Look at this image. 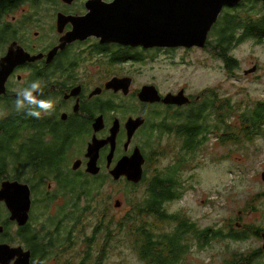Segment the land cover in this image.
<instances>
[{
    "label": "flooded vegetation",
    "instance_id": "flooded-vegetation-1",
    "mask_svg": "<svg viewBox=\"0 0 264 264\" xmlns=\"http://www.w3.org/2000/svg\"><path fill=\"white\" fill-rule=\"evenodd\" d=\"M114 1L116 0H0V106H3L8 113L0 118V152L19 155L22 159L23 156L42 154L45 151L43 148H47L51 153L57 154V157L59 153H62L60 158L62 162L59 168L69 172L70 175L80 173L78 176L84 175L81 177L82 179L100 178L102 183L111 180L130 185L135 183L128 181L125 176L115 180L111 172L120 161L129 159L136 150H139L145 160L143 179L135 184L139 185L144 179L146 181V169L151 164L153 150H156L159 138L162 139L164 134H167L176 142L180 138L185 139L179 132L184 118L180 119L178 114H185L193 108L202 106L207 91L200 93L193 101L191 100L193 95H186V88L163 93L160 87L146 84L142 85L141 89L144 86H154L162 98L168 95L183 94L188 96L189 103L180 106L165 104L162 101L157 103L142 102L138 97L141 90L139 91L138 88L132 90L134 78L124 73L126 72L125 66L127 62L137 64L148 59L142 56L144 54L173 53L176 50H204L206 45L203 48H145L143 46H127L117 42H102L101 38L96 35H85L87 31L78 32L79 23L92 16L93 7L96 5L104 7ZM245 1L232 9L224 7L218 18L219 22L225 12H228L227 15L230 16H236L239 12L243 18L252 16L249 8L243 5ZM259 4L261 8L264 7L263 2ZM263 9L261 10L264 12ZM263 14L260 12L257 16L253 15L259 18ZM78 21L80 22L78 23ZM239 31L242 33L241 35L238 34ZM243 35V29L234 32L232 40L235 42L232 43L230 49L227 48V54L230 57L234 58L231 55L232 48ZM247 39L250 38L245 37L242 41ZM216 47V51L220 54L219 58L226 65L222 56L221 49L223 47H219V41ZM149 58L154 59V57ZM35 79L46 82L41 98L51 97L56 101V111L50 117L35 119L12 110V100L15 96L13 89ZM127 79H130L131 84L126 93L123 83H126ZM213 95L215 94L207 96ZM128 96L130 99L133 97L138 101L136 109L131 108L132 110L129 112L126 109L129 107L127 106ZM173 115L177 118H172ZM130 119H143V123L135 129L131 137L126 128ZM164 120L167 124L170 122L172 129L162 134L158 129L159 124ZM115 124H117L118 131L114 141L115 148L112 151L111 130ZM150 137L152 142H150ZM79 140L83 142L84 147L80 154L74 155ZM37 141L43 143L44 146L37 148L32 145ZM54 141L55 143H53ZM94 141L93 147L98 149L99 146L96 161V167L99 168L97 175L87 173L88 163L91 161V157L88 156V148ZM5 161L7 162L5 172L4 174L0 172L1 185L6 181L16 182L28 185L31 192L34 191V186H47L48 191H51L52 184L59 187L58 182L39 180V177L36 178V174L32 173L31 178L41 183H35L31 179L28 181L23 178L24 174L29 173L28 167L21 168V163H14V158L6 157V155ZM77 161H80L81 164L77 170H74L73 166ZM1 163L0 161V168L3 165ZM81 168L84 170L80 171ZM104 171L108 172L105 177L101 174ZM78 182L85 181L78 180ZM0 205L4 208L3 213L0 208V227L2 228L0 245L22 248L24 252L29 251L31 264H44L50 258L57 264L59 256L62 254L58 253V249L51 250L47 256L42 251H34L33 235L35 234L31 232L33 228L29 227L34 214V200L32 199L29 220L25 226H19L16 221H11V213L5 204L0 203ZM57 217L60 218L59 211ZM235 226L240 227L242 231H238V228L235 227L232 231V238L227 239L244 241L250 234L256 233L254 235H257L262 243L258 248L251 250L253 252L250 251L237 258L247 259L249 256L254 258L261 256L259 259L262 260L264 258V228L242 225L240 219ZM68 228L65 229L68 231V236L64 241L67 242L65 249L72 245L69 238L73 237L70 233L74 227ZM236 234L240 237L234 238ZM53 236L55 238L57 236L56 227ZM40 237L39 244L47 247L49 245L47 236ZM44 247L43 249H45ZM186 251L187 249L184 252ZM233 258L227 260L226 264L232 263L236 259L233 260ZM262 261L264 262V260ZM13 263L14 261L11 264Z\"/></svg>",
    "mask_w": 264,
    "mask_h": 264
},
{
    "label": "rangeland",
    "instance_id": "rangeland-1",
    "mask_svg": "<svg viewBox=\"0 0 264 264\" xmlns=\"http://www.w3.org/2000/svg\"><path fill=\"white\" fill-rule=\"evenodd\" d=\"M257 9L264 13L260 4H257ZM227 13L225 12L220 22L217 20L218 24L213 25L206 49L159 52L156 55L144 54L142 56L148 59L137 64L127 62L124 72L134 78L132 90L138 88L140 91L141 86L146 84L160 87L163 93L186 88V95H193L191 99L193 101L205 91L207 92L204 97L215 94L224 102H220V106L227 104L232 107L230 113L225 114L224 124L218 122L216 115L206 118L205 121L212 128L219 125L220 130L213 131L209 139L192 153L183 151L185 139L180 138L176 142L165 134L158 142L156 150H153V156H150L151 164L146 169V181H142L136 187L129 186L125 182L106 180L102 183L100 178H90L89 188L101 185L94 191L95 203L91 202L87 207L88 211L84 212L81 222L74 224L69 219L65 225L74 227L72 232L74 243L60 254L57 264H65L67 261L70 264H81L90 247L93 251L92 255L95 258L100 257V264H147L131 244L135 240L130 232L133 227L126 224L125 228L120 225V230L114 228L124 218L126 212L132 210V205L145 197L152 178L163 174L182 156L185 160L178 179L185 183L180 187V197L165 203L166 210L195 224L198 231L210 229L213 232H220V235L212 237L208 244L201 247L197 244V238L188 234L191 247L183 255L186 248L182 242L190 231L188 230L185 235L180 236L181 241L176 252L164 256L167 260L166 264H226V261L232 257L237 258L247 254L262 244L261 239L254 235L256 233L250 234L244 241H233L225 237L228 232L235 229L239 219L242 225L264 228V181L262 180L264 132L252 136L251 139L241 132V115L252 111L258 102L264 101V42L247 39L236 43L231 55L238 61L239 68L228 69L215 49L218 41L224 37V31L229 27ZM238 34L242 33L239 31ZM254 66H258L254 73L245 74V71ZM127 101H129L127 103L129 107L126 108L128 112L132 110L131 108L136 109L137 99L133 97L130 99L128 96ZM210 113L212 110L208 114ZM151 140L150 137V142ZM83 147V142L79 140L74 155L80 154ZM83 170L84 168L80 169ZM107 173L104 171L101 174L105 177ZM31 175L26 173L23 178L29 181ZM71 175L75 180L74 184H78V180L84 176ZM51 180L49 178L46 182ZM46 190L47 186H40L32 190L31 196L36 204L30 226L33 230L42 232L43 237L47 234L54 235L57 226L44 227V225L48 218L58 216L59 207L63 205V198H58V195L51 203H47L45 200L49 198L45 197ZM51 190L56 193L57 186L52 184ZM58 194L62 195L59 192ZM79 196L78 205L83 209L89 205V202L85 195L79 194ZM116 201L120 202V206H115ZM0 208L3 213L2 205ZM151 220L145 217L143 222H152ZM174 227V222H168L162 224L161 228L164 232H171ZM236 228L242 231L240 227ZM112 229L116 234L113 233L114 236L108 238L107 231L110 230L111 233ZM62 231L63 229L59 234V243L64 242L68 236V231L67 234ZM95 233L96 239L92 242L90 239L94 238ZM192 233L196 236L200 235L195 231ZM259 258L261 256L254 258V262L264 264L262 261L264 258L262 260ZM51 259L44 264H55Z\"/></svg>",
    "mask_w": 264,
    "mask_h": 264
},
{
    "label": "trees",
    "instance_id": "trees-1",
    "mask_svg": "<svg viewBox=\"0 0 264 264\" xmlns=\"http://www.w3.org/2000/svg\"><path fill=\"white\" fill-rule=\"evenodd\" d=\"M259 3H262L261 0H246L244 2L243 5L249 8V10L252 12V16L243 18L240 16L239 12L236 16L226 15L229 27L224 31V37L219 40V47H223V49H221L222 56L225 59L226 65L230 70L239 68V63L234 58L230 57L229 54H227V48L230 49L232 47V43L235 42V40H232L234 32L241 29L244 30V35L237 40L238 43L242 42L245 37L253 39L259 43L264 42V14L259 18L254 17V15L257 16L261 12L257 9V4ZM235 7L229 8L232 9ZM208 96H206V98L204 99V103L202 106L193 108L185 114H178V116L180 115V119L184 118V123L179 128V132L185 137L183 151H185L186 153L194 152V150L198 149L200 145H202L209 139L213 131L220 130L219 125H215L214 128H212L210 124L205 121L206 118L208 119L210 115H216L217 120H219L218 122L220 124H224V121L226 120L225 114L230 113L231 111L230 109L232 107H229L227 104L220 106V102L223 101H221L216 95L211 96L210 100L207 99ZM211 110L212 113L208 114ZM171 117L177 118L174 115ZM203 118L204 121H202ZM241 126V132L244 133L245 136L248 137V139H251L254 135H259L261 134V132H264V101L258 102L254 106L252 111L244 112L241 115ZM171 129L172 126L170 125V122H168L167 124L164 120L159 124L158 130L159 133L163 134L171 131ZM160 140L161 138H159V141ZM53 143H55V141ZM32 145L37 146V148L40 146H44L43 143L39 141L33 142ZM43 149H45V151L42 154H32L31 156L27 155L26 157L23 156L24 158L22 159H20L19 155L0 152V161L2 162L1 164H3L0 168V172L3 174L5 172V166L7 165V162L5 161L6 155V157L14 158V163H21V168L28 167L29 173H32L33 175L36 174V178L39 177V180H47L51 178L52 180L58 182L59 187L57 186L56 193L55 191L52 192V190L48 191V189L45 193V197L49 198L48 200H45L47 203H51L58 195V192L62 193V195L59 194V198H63V205L59 207L58 210L60 218L57 216L48 218L44 225V227L57 226L56 238L53 235L49 236L47 234V242H49V245H47V247H44L39 244L42 232L37 233L36 230L31 231L35 234L33 235V240H35V242L33 243V247L35 248L34 251H42L44 255L47 256L49 255L51 250L55 248L58 249V253H63L65 251L67 242H58L61 229H63L62 232L64 234L67 232V230L65 229L69 228L65 225L67 224L69 219H71L74 224H78L79 222H81L84 212L88 211L87 207L90 206L91 202L95 203V200L93 199L94 191L96 189L98 190L101 185L99 187L89 188L91 185V181L89 179L82 178H80L79 180H84L85 182L74 184V179L72 178L70 173L59 168L62 162V160L60 159L62 153H59L57 157V154L55 155L54 153H51L47 148ZM184 160L185 158L183 156L180 157L178 161L175 162L172 166L168 167V169L163 174L154 176L148 186L147 194L145 195V197L141 201L133 204L131 207L132 210L127 211L124 218L121 219L118 222V225L114 228L120 230L119 226L122 225V228H125L126 224L133 227L130 229V232L135 240L131 244L133 245V247H135V250L139 253L142 260H144L147 264H166L167 260L164 259V256L172 255L176 252L178 248L177 246L181 241L180 236L185 235L188 230L190 231L184 236L182 242V245L187 250L191 247V239L187 238L188 234H190L192 237H196L199 242L197 244L201 247H204L206 244H208L209 240L212 239V237L220 235V232H213L210 229L198 231L195 228V224L189 223L187 219H183L176 214H170L166 210L165 203L172 199L175 200L181 195L179 190L181 189L180 187L184 185L185 181L182 182V180L178 179V174L180 173V168L184 163ZM74 174L78 176V174L80 173ZM31 181H34L35 183L40 182L36 181L34 178H31ZM129 186L136 187L137 185L130 184ZM34 187V190L38 188L36 186ZM79 194L85 195L89 202V205L84 207L83 209H81L78 205L80 197ZM145 217L151 218L152 222L145 221V224L143 222V220H145ZM168 222H174L175 227L171 232L162 231V224ZM29 227L31 228L30 225ZM114 229H112L113 232L111 231V233L110 230L107 231L108 238H112L114 236L113 233L116 234ZM191 230L199 233L200 235L196 236L192 233ZM97 232L98 230L96 231V233ZM96 233L94 234V238L90 239L92 242H95ZM70 234L72 235V233ZM231 236L232 230L229 232V234H226L225 237L229 238ZM237 237L240 236L236 234V237L234 238ZM69 240H71V244H73V237L69 238ZM43 247L45 249H43ZM92 252L93 251L90 247L87 250L81 264H89L92 261H94L95 264L101 263L100 257L98 256L95 258V256L92 255ZM166 252H170V254H166ZM184 254L185 252L183 253V255ZM182 257L180 259H182ZM253 258V256H249L247 259L236 258L232 263L229 264H258L255 263L254 260H252ZM65 264H70V262L67 261Z\"/></svg>",
    "mask_w": 264,
    "mask_h": 264
},
{
    "label": "water",
    "instance_id": "water-1",
    "mask_svg": "<svg viewBox=\"0 0 264 264\" xmlns=\"http://www.w3.org/2000/svg\"><path fill=\"white\" fill-rule=\"evenodd\" d=\"M245 0H116L104 7L92 8V18L78 21V32L96 35L102 42H117L127 46L152 47H201L206 45L208 35L217 22L224 7H235ZM264 3V0H262ZM257 67L245 72L254 73ZM131 82L127 79L123 87L128 92ZM140 101L148 103L185 105L189 99L183 94L168 95L162 98L154 86H144L138 94ZM143 123V119H130L126 124L131 134ZM117 124L111 130L112 151L115 148ZM130 131V132H129ZM88 148L91 157L87 173L97 175V147ZM91 150V151H90ZM145 160L139 150L129 159L119 162L111 175L115 180L125 176L132 183H139L144 176ZM81 162L77 161L73 169L77 170ZM264 181V173H262ZM31 188L16 182H4L0 187V203H4L11 213L10 220L19 226H25L32 207ZM115 206H120L116 201ZM2 228L0 227V231ZM16 258V259H15ZM31 264L30 252L22 248L0 245V264Z\"/></svg>",
    "mask_w": 264,
    "mask_h": 264
},
{
    "label": "clouds",
    "instance_id": "clouds-1",
    "mask_svg": "<svg viewBox=\"0 0 264 264\" xmlns=\"http://www.w3.org/2000/svg\"><path fill=\"white\" fill-rule=\"evenodd\" d=\"M45 86V81L35 79L14 88L13 92L15 96L12 100V110L35 119L52 116L56 111V101L51 97L46 99L41 98ZM7 114V110L3 106H0V118Z\"/></svg>",
    "mask_w": 264,
    "mask_h": 264
}]
</instances>
